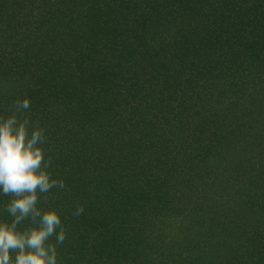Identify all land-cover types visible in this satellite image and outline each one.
<instances>
[{
    "label": "trees",
    "instance_id": "trees-1",
    "mask_svg": "<svg viewBox=\"0 0 264 264\" xmlns=\"http://www.w3.org/2000/svg\"><path fill=\"white\" fill-rule=\"evenodd\" d=\"M262 57L264 0H0V116L28 97L18 119L43 129L47 171L65 185L38 194L65 230L57 264H264V162L235 191L238 228L219 208V230L164 251L136 234L191 180L188 166L264 129V86L245 95L237 83ZM10 199L0 192V221Z\"/></svg>",
    "mask_w": 264,
    "mask_h": 264
},
{
    "label": "clouds",
    "instance_id": "clouds-1",
    "mask_svg": "<svg viewBox=\"0 0 264 264\" xmlns=\"http://www.w3.org/2000/svg\"><path fill=\"white\" fill-rule=\"evenodd\" d=\"M13 108L0 116V192L11 197L5 211L12 218L0 221V264H57V246L63 244L65 230L55 208L38 207V194L63 189L64 181L52 179L47 171L51 160L44 158L43 129L35 126L29 132L30 121L18 119V113L30 108L28 97L16 99ZM82 213L77 205L74 215Z\"/></svg>",
    "mask_w": 264,
    "mask_h": 264
},
{
    "label": "rangeland",
    "instance_id": "rangeland-1",
    "mask_svg": "<svg viewBox=\"0 0 264 264\" xmlns=\"http://www.w3.org/2000/svg\"><path fill=\"white\" fill-rule=\"evenodd\" d=\"M259 66L260 69L258 70L260 71L258 74L257 70L253 68L251 72L247 69V73H244L247 77L237 75L242 84L239 81H237V83L241 88L243 87L246 89L244 90L245 95L248 94V91H251V85L254 82L256 85L258 84L256 86L257 89H259L260 86H264V83L261 81L264 78V64L260 63ZM232 98L235 97L232 96ZM228 142H230L231 146L235 145L232 141ZM236 145L240 148H238V151H236L234 155L226 157V159H224V156V158L221 159L208 157L202 161L199 171H192L189 168L190 166H188L187 170L191 173L189 176L191 180L187 183L176 185L174 200L173 202L171 200L172 203L170 204L171 207H160V209H166L159 211V213L155 215L156 220L153 216L138 223L139 228L141 226L144 227L143 231H145L146 234L142 237L143 231L136 233L139 243H149V239L152 243L153 241L157 242L160 245V248L156 251L157 253L159 251H164L168 247L175 246V244L185 236L194 234L197 239L199 235L197 232H199L200 228L205 230L208 224L212 226L213 230L216 228L219 230L218 225L222 218L220 214H224L223 212H226V210L231 211L233 215L231 223H233L236 228L243 223L240 220V215H238L240 203L237 198H234L235 191L237 188L241 187V184L243 185V183H245L251 171H256L264 162L260 159L261 153H263L264 157V129L260 131L258 129L252 130L246 137H241ZM254 145H258L256 147L258 149H255L253 147ZM100 153L103 152L101 151ZM230 157H232L234 163L229 160ZM218 164H220L222 168L227 169V172L224 169L218 168ZM237 165H240L242 168L238 169ZM164 166L165 165L162 163L161 166L158 167L159 176L162 175L161 168ZM212 168L215 174L203 178L204 174H207V170ZM226 173H228V175H226ZM160 182H162V180L159 178V183ZM158 201L159 196L157 198L152 197L150 204L159 206ZM219 208L221 209V213L217 211ZM149 209L150 208H146L145 206L144 211ZM145 212L148 214L147 211ZM251 217L250 214H247L244 218V224L247 230L252 229L254 231L251 227L254 223ZM192 230H195L196 233H192ZM207 233L210 235L209 230ZM127 235L124 236L125 243L127 242V240H125ZM240 237L241 234L237 237L234 235V237H231L232 239L229 244L236 248L237 243L240 242ZM226 239L229 240V237ZM218 240L219 239H217V241ZM212 241H216V238L214 237ZM146 246H148V244H146ZM119 247H117V256L120 257L122 252L119 251ZM148 248L152 251L150 247ZM145 249L146 248H143V250Z\"/></svg>",
    "mask_w": 264,
    "mask_h": 264
}]
</instances>
